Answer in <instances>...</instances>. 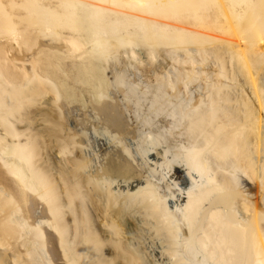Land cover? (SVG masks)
<instances>
[{
    "label": "bare ground",
    "instance_id": "1",
    "mask_svg": "<svg viewBox=\"0 0 264 264\" xmlns=\"http://www.w3.org/2000/svg\"><path fill=\"white\" fill-rule=\"evenodd\" d=\"M0 264H264V0H0Z\"/></svg>",
    "mask_w": 264,
    "mask_h": 264
},
{
    "label": "rangeland",
    "instance_id": "2",
    "mask_svg": "<svg viewBox=\"0 0 264 264\" xmlns=\"http://www.w3.org/2000/svg\"><path fill=\"white\" fill-rule=\"evenodd\" d=\"M141 52V51H140ZM141 54H142V52H141ZM156 64H158V63H156ZM141 69H143L145 72V74H146V72H147V75H148V78H149V76L151 75V73L149 72V67H148V64H147V62L146 63H143V65H142V67H141ZM146 77V76H145Z\"/></svg>",
    "mask_w": 264,
    "mask_h": 264
}]
</instances>
